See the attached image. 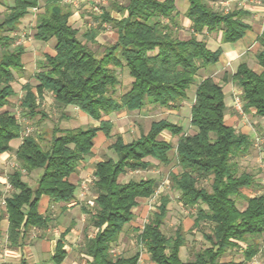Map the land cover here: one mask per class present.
<instances>
[{
  "label": "trees",
  "instance_id": "16d2710c",
  "mask_svg": "<svg viewBox=\"0 0 264 264\" xmlns=\"http://www.w3.org/2000/svg\"><path fill=\"white\" fill-rule=\"evenodd\" d=\"M41 1L0 0V4L8 5L0 22V111L10 106L16 94V75L24 71V49L19 45L13 47L15 39L11 33L17 31L33 9L40 8ZM64 1L45 0V11L37 17L34 39L44 43L55 40L56 54L38 62L35 86L23 85L22 113L29 121L46 117L41 103L45 94L50 93L59 107L77 108L99 125L56 127L47 140L42 134L23 136L17 115L7 110L0 113V155L12 151L11 142L22 138L15 152L19 168L9 175L14 192L5 200L9 241L14 246L22 234L46 226L47 218L39 213L43 196L57 204L74 200L77 186L70 178L80 163L92 155L99 132L112 138L113 124L105 117L121 111H141L148 104L172 108L186 101L199 72L218 64L223 54L221 49L211 50L206 40L198 36L205 32L221 33L224 44L237 43L250 30L242 10H218L211 5L212 0H129V5L121 10V19L112 18L109 12L95 17L117 33L115 44L98 57L89 46L98 31H89L80 39V32L70 24L72 12L65 8ZM178 1L189 5L186 18L193 33L185 40L175 37L169 25L177 18ZM260 41L264 45V35ZM257 61L261 72L243 62L230 79L225 74L224 80L240 89L244 111H253L264 120V50L257 55ZM123 67L131 83L118 96L121 82L117 70ZM227 110L225 84L208 77L197 86L191 109L190 124L195 134H185L181 125L161 120L132 142L115 136L109 147L114 158L106 157L94 170L93 190L97 198L90 219L97 233L85 246L92 264H139V252L117 257L112 250L125 228L135 220L140 200L152 198L158 182L151 178L121 182V177L151 169V160L169 166L173 157L179 170L169 175L171 187L179 194L183 207L197 209L195 226L207 225L209 234L204 237L209 246L196 251L193 259L181 260L180 250L186 244L183 228H178L174 237L163 231L170 204L166 195L144 227L136 229L137 243L147 250L151 261L222 264L221 259L230 250L245 248L246 262L260 254L264 194H246L254 191L255 177L240 173L236 162L253 142L249 135L227 124ZM165 132L178 138L175 145L162 138ZM35 172L38 179L32 186L25 178ZM203 182H208L209 187ZM239 201L246 203L243 210L238 207ZM62 258L63 253L55 257V262L60 263Z\"/></svg>",
  "mask_w": 264,
  "mask_h": 264
},
{
  "label": "rangeland",
  "instance_id": "374dc122",
  "mask_svg": "<svg viewBox=\"0 0 264 264\" xmlns=\"http://www.w3.org/2000/svg\"><path fill=\"white\" fill-rule=\"evenodd\" d=\"M250 2L251 0H248V4ZM114 3L117 5H120L121 3L126 4L128 3V0H65L63 2L65 8L72 12L70 24L80 32V39H84V34L88 33L89 31H98L94 42L89 43L91 50L98 57H101L104 54L106 48L115 44L117 41V33L111 27V25L102 22L100 19L95 20V17H100L105 12H109L110 15L112 13L115 15L113 12L115 10H112L113 7L111 5ZM237 3L239 4V2H236L235 4ZM45 4V0H42L40 9L31 11L30 14L22 20L17 31L15 33H11L15 39L13 47L18 45H23L25 47V70L23 78H20L18 75H16V81L13 83L16 94L13 98H11L10 106L1 110L0 113L7 110L16 114L20 123L22 124L23 135L42 134L47 140H50V133L56 127L87 128L90 126H98L99 122H95L87 115L85 116V114H83L77 108L59 107L50 93L45 94L44 100L41 103L42 110L44 111L46 117L39 116L34 121H29L22 113L20 105L22 98L24 97L22 87L25 83H30L33 86L37 84L34 78V75L38 71L37 62L43 58V55L46 54L49 48L52 49V45L49 43L40 42L34 39L36 20L38 15L45 11ZM7 6L8 5L4 4L0 5V22L3 21V18L7 13ZM213 7L218 10H221L222 8L220 4H214ZM233 8L234 6L229 5L224 11H231ZM241 42H245V39ZM210 49L215 51V48L210 47ZM245 63H247V65L253 70L258 68L256 57H248ZM221 64L222 60L220 61V64L208 66L206 69L199 72L196 77V82L188 91V96L191 97H188L189 99L193 100V93L195 92L194 90L206 77V75L208 74L210 77V73H213V71L219 68ZM117 73L121 82L120 86L118 87V96H120L129 89L131 79L125 67L118 69ZM231 73V70L225 73L229 75V79ZM222 74L220 75L221 77H223ZM232 87L235 90V94L232 95V105L230 106V109L227 110V120H231L232 123H230V125H234L236 131L248 134L252 139L253 144L249 151L238 156L236 158V162L238 164L240 173H251L255 177L256 187L254 188V191H248V195L253 197L255 195L264 194V120L257 116L253 111L246 112L243 108L241 111H237V109L234 108L235 99L239 97L241 100V91L235 84H233ZM184 103L185 101L177 104L178 109L174 110L147 105L139 112L130 113L123 111L122 113H115L105 117V120H110L113 124L112 138H106L104 135H101V137L97 139L93 154L88 157V161L90 163L86 166V168L93 167L98 160L105 159L106 157H114L109 147L114 142L116 135H121L124 141L129 143L139 138L141 134H147L151 123L155 121L165 119L181 125L184 128L185 134H195L196 130L190 124L191 114L189 109L191 102L188 101L185 104ZM177 141L178 138L176 137L171 142L175 145ZM17 143V141L12 142V146L16 147ZM151 161L154 163V166L151 169L147 171L128 173L126 176L121 177V182H128L131 179L149 178H153L158 182V189L155 195L150 199L141 201L140 207L135 210V223L139 225L146 224L151 214L160 205L161 198L167 195L170 197V204L168 207L169 213L163 227V231L166 236H173L175 234L176 228L178 226H182L185 231H188L185 237L187 248H194L195 251H198L209 246V243L203 238V234L208 232L207 225L202 223L200 228H196L193 225L197 216V209L183 207L179 202V194L171 187L169 175L172 171L179 170L176 166L175 157H173V162L169 166L162 165L154 160ZM10 162L11 164H9ZM10 162H0V169L4 171L9 169L8 175L15 169H18V161L15 159V157H13V160ZM37 174L38 173L35 172L25 178L30 185H35L38 178ZM89 176L91 177L89 173L85 172L79 181L81 182L86 180ZM202 184L207 188L209 187L208 182H203ZM8 194L9 193L7 192L5 194L2 193V195H0V201H3L5 196ZM76 194H78V190ZM245 206L246 203L244 201L238 202V207L240 209L243 210ZM142 215H144V217ZM126 234L127 236L132 237L134 233L128 229ZM126 234L122 236L123 239L127 238ZM259 243L263 248L264 236L259 240ZM122 248H124V246ZM229 258L230 257H228V259ZM233 259L243 258L242 256L236 258L235 255L233 256ZM251 264H264V254H259L251 262Z\"/></svg>",
  "mask_w": 264,
  "mask_h": 264
},
{
  "label": "crops",
  "instance_id": "0c3cea01",
  "mask_svg": "<svg viewBox=\"0 0 264 264\" xmlns=\"http://www.w3.org/2000/svg\"><path fill=\"white\" fill-rule=\"evenodd\" d=\"M235 1L239 2V4L238 3L235 4L236 3ZM214 4H220L222 6L221 8L222 11H224L225 8L229 5L234 6L233 10L231 11L242 10L244 14L243 20L247 25L250 26V30L247 32L246 37L244 38L245 42H241L244 40L242 39L237 43L224 44L222 42L221 33L205 32L203 35L198 36L200 40L201 39L206 40L209 48L210 47L215 48L214 50L221 49L223 52L220 59V61L222 60L221 66H219V68L214 70L213 73L211 72L210 77H213L218 82L225 84L226 104L229 110L230 106L232 105V99H233L232 95L235 94V90L232 87L233 83L231 81L226 83V81L224 80L225 73L230 70L232 71L231 74L235 73L238 66L241 63L246 62V59H248V57L250 56L256 57V61H257V55L264 50V45L260 41L262 36L264 35V0H251L249 4H248V0H212L211 5L213 6ZM111 5L113 7L112 10H115L113 11L115 15L112 13L111 17L119 20L122 18L123 15L121 10H125V8L129 5V0L128 3L126 4L121 3L120 5H117L114 3ZM176 7H177L178 15L177 18L175 19V23L172 22L169 23V25L171 26L172 33L175 37L179 39H183V40L189 39L193 33L191 29V22L186 18V13L188 11L189 5L186 1H178ZM39 9H33L32 11H36ZM165 23L167 24L168 20L167 21L165 20ZM48 43L52 45V49L49 48L50 50L48 49L46 54L43 55V58L41 59L39 58L40 59L39 61L44 60L45 56L47 55L54 56L56 54L55 40H51ZM20 46L23 47L24 49L22 61L25 70V57H26L25 47L23 45ZM220 61L218 64H220ZM38 62H37V70H38ZM38 71L36 72V74L38 73ZM255 71L256 72L262 71V68L259 64H258V68L255 69ZM221 74L223 75V77L220 76ZM19 77L20 78L24 77V71L22 72L21 75H19ZM208 77L209 76L207 74L205 78ZM196 89L194 90L195 92L193 93L194 96L193 100L189 99L191 97L188 96L189 98H187V100L185 101V103L188 101L191 102L189 109L190 114L195 99ZM150 106L155 107L153 105ZM177 107L178 105L172 108H165V109L174 110V109H178ZM234 108H235V102H234ZM122 112L123 111L118 113H122ZM153 123L154 122H152L151 125ZM171 123L176 124L174 122ZM230 123H232L231 120H227V124L229 126L234 127V125H230ZM151 125L149 131L151 129ZM101 135L104 134L102 132H99L95 139V142L97 141V139L101 137ZM162 138L168 142H171L176 137H173L168 132H165L162 135ZM14 141L18 142L16 147L12 146V142ZM14 141L11 142L12 151L0 155V162L2 161L10 162L11 160H13V157H15L16 159L15 152L22 143V138L16 139ZM103 160L104 159L96 161L94 166L91 168L89 167L86 168V166L89 165L90 163L88 161V157L80 163V165L77 167L76 172L70 178L71 182H73L77 186L76 192L78 190V194H75L74 200H72L70 203L67 204L52 203L49 197L43 196L39 204V213L42 214L45 218H47L46 226L43 228L34 227L29 231H27L26 233L22 234L20 236L17 246L12 245L11 242L9 241V221L6 213V203L3 204L4 200H6V198L14 192V189L9 182V175L12 172L9 173L8 175L9 169H6L5 171L0 169V195H2V193L5 194L6 192L9 193L7 196H5L3 201H0V218H1L0 264H92V258L89 255H87L85 252V246H86V241L93 238L97 233V230L93 228L91 225L90 212L94 213L95 200L97 198V195L93 190L95 165ZM9 164H11V162ZM17 165L19 168L18 163ZM85 172L89 173L91 177L89 176L90 178L88 177V179L80 182L79 179L83 177V173ZM8 186H11L10 191H7ZM246 193L248 195V191H246ZM141 201L144 200H140V203ZM142 216L144 217V215ZM144 225L136 224L135 220L132 221L131 224L125 228L118 242L114 244L112 250L113 255L117 257L118 256L129 257L139 252L140 253L139 264H155L154 262L151 261L150 255L147 252V250L144 247H140L137 243L138 232H136V229L138 228L142 229ZM193 225L195 226V220ZM180 227L182 226H178L176 228L175 234L171 237H174L176 235V231ZM128 229H130L134 233L132 237L127 236L126 232L128 231ZM187 232H188L187 230L185 231L183 229V234L185 237ZM125 234L128 239L122 238V236ZM207 234H209V231L203 234L204 239H205L204 235ZM186 245L187 244H185V246H183L180 250V258L184 262L193 259L194 254L196 252L194 248L189 249L187 248ZM123 246L124 248H122ZM244 249L245 248H242L240 250L234 249L228 251L226 255L221 259V263L251 264V262L245 261ZM260 249H261L260 254H262L264 247L262 248L260 246ZM61 253H63L62 261L60 263H56L55 257L60 256ZM235 255L236 258L242 256L243 259H233V256ZM228 257L230 258L228 259Z\"/></svg>",
  "mask_w": 264,
  "mask_h": 264
},
{
  "label": "built area",
  "instance_id": "2783aa9c",
  "mask_svg": "<svg viewBox=\"0 0 264 264\" xmlns=\"http://www.w3.org/2000/svg\"><path fill=\"white\" fill-rule=\"evenodd\" d=\"M96 10H98V9H96ZM235 108L237 109V111H241L242 110V102H241L239 97H237L235 99ZM10 190H11V186H8L7 191H10ZM3 204H5V200H4Z\"/></svg>",
  "mask_w": 264,
  "mask_h": 264
}]
</instances>
